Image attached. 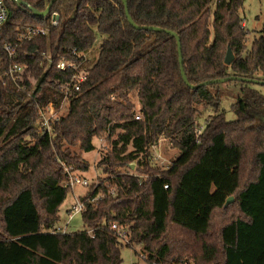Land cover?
Returning <instances> with one entry per match:
<instances>
[{"label": "trees", "instance_id": "16d2710c", "mask_svg": "<svg viewBox=\"0 0 264 264\" xmlns=\"http://www.w3.org/2000/svg\"><path fill=\"white\" fill-rule=\"evenodd\" d=\"M24 1L7 0L0 31V264H123L126 246H140L150 264H264V92L258 87H264V25L249 48L245 0L218 1L212 67L203 76L192 74L191 64L208 35L213 0H168L156 16L143 14L152 0H127L138 25L178 33L191 84L231 76L259 80L226 81L240 87L231 105L234 120L222 107L224 82L189 86L176 37L136 28L123 0H56L45 16L29 6L44 11L51 0ZM36 27L49 31L19 38ZM100 37L97 61L87 62L80 91L66 98L60 86L76 71L57 64L68 60L84 68ZM7 43L16 47L13 56ZM229 47L235 53L230 65ZM14 63L24 66L21 88L7 75ZM65 98L67 114L52 133L40 134V109ZM201 106L213 113L199 133ZM101 137L109 147L98 165L108 177L84 198L85 229L56 231L74 190L65 186L64 164L88 171L75 148L92 151ZM162 137L181 152L168 169L151 161ZM114 223L130 227V244L118 240Z\"/></svg>", "mask_w": 264, "mask_h": 264}, {"label": "rangeland", "instance_id": "374dc122", "mask_svg": "<svg viewBox=\"0 0 264 264\" xmlns=\"http://www.w3.org/2000/svg\"><path fill=\"white\" fill-rule=\"evenodd\" d=\"M219 0H213L211 4L212 10V19L210 21V26L208 29V35L206 39L202 42L200 47L198 48V53L196 59L191 64V72L196 76H203L204 70L206 68L212 67V48L211 42L215 33V19L218 12ZM168 0H152L150 1L145 9L143 10L144 16H156L163 12L167 6ZM242 15L244 18V25L248 31L247 36V46L250 48L251 44L255 37H258L261 34L263 25H264V0H245L244 9L242 11ZM102 43V38L100 37L97 44L95 45L93 51L88 55V59L85 63L83 69L89 67L87 62L89 61L90 65L94 64L99 56L100 47ZM222 90V107L227 110V119L234 120L237 118L236 113L231 109V105L237 100L239 97L240 87L233 82H224L221 86ZM263 92L264 87L258 86ZM136 104V112L139 113L140 103L138 99H134ZM64 107L59 110V114H63L65 116L68 112L69 101L66 99L63 104ZM203 110V115L200 120L201 129L204 127L206 120L213 113L212 109L209 107H200ZM261 121L264 122V116L261 117ZM163 154L165 157V162L167 164H171L174 159H176L180 155V150L174 148L171 142L168 139H161ZM95 149L92 151H82L80 148H75L77 153L82 154L83 158L89 164V170L86 172L80 173L84 178H87L91 183H97L101 179H105L108 175L102 172V168L98 165L100 160L103 158L105 154V150L108 149L109 144H107L106 140L101 138H95L94 141ZM132 149V147H130ZM155 149L152 148V151ZM138 160L136 159L132 164H135V169L138 166ZM89 192L88 187H85L82 184H78L73 192H70L65 200L64 204L60 209L61 220L60 224H65L68 219L67 209L76 201H79L83 196H85ZM70 210V209H69ZM69 212V211H68ZM85 229V223L82 219L81 214H77L74 216L72 222L69 224L67 232H74L78 230ZM141 248L136 246L134 248L124 247L122 249V257L123 264H150L146 261L145 258H142L140 254Z\"/></svg>", "mask_w": 264, "mask_h": 264}, {"label": "built area", "instance_id": "2783aa9c", "mask_svg": "<svg viewBox=\"0 0 264 264\" xmlns=\"http://www.w3.org/2000/svg\"><path fill=\"white\" fill-rule=\"evenodd\" d=\"M8 15H9V9H8V5H7V0H0V31L4 28V25L6 24L7 19H8ZM59 22H60V15L58 12H54L52 15V25L58 26ZM48 31H49V28H44V27L28 28L25 31L21 32L19 38L21 40L32 39V38L37 37V36L45 35V34H47ZM5 49L9 53L10 56H13L16 52V47L12 43L5 44ZM74 52L78 55H81V56L83 55L84 58L86 57L85 54H82V53L79 54L76 51V49L74 50ZM57 67L59 69H62V70L74 69L76 71L74 78L72 79L71 82H67V83L60 86V89L65 94L66 98H68L69 95H71L75 92H79L81 89V83L83 81H85L87 78V75H88L87 69H83L81 66H79V64H77L73 61H68V60H61L57 64ZM23 70H24L23 65L14 63L11 65V67L9 68V70L7 72V75L10 76L18 84L19 88H21V85L18 83L17 80L19 79L20 74L23 72ZM66 98L64 99V101L66 100ZM64 101H62L59 106H57L54 103H50L48 106L40 109L39 119L36 123L37 131L40 134L53 132L54 124L56 122H58L61 119V117L63 116V114H61V113L59 114V110H61V108L64 107L63 106ZM135 118L141 119L142 115L140 113H136ZM203 129H204V127H202V129L200 127V130L198 132L201 133ZM162 138H164V137H162ZM101 139L106 140V137H101ZM161 139L159 140V142L157 144L152 146V148H154L155 150L152 151L151 161H152L153 165H155L156 167H160L162 169H168L172 163L167 164L165 162V157L163 154V148H162V143H161L162 140ZM152 148H151V150H152ZM64 168L68 174V179L65 182V186H71V187L75 188L78 184H82L85 187H88L89 192L85 196H83L81 199H79V201H76V203H74L71 206L69 212L67 213L68 219L66 220L65 224L59 225L56 227V229H55L56 231H60L63 233L67 232L68 226L72 222L74 216L77 214H81L83 212V210L85 209L86 205L84 202V198L86 196H90V194L92 193L91 187L94 184H96V185L99 184V182L94 183V184L91 183L87 178L83 177V175L80 173L79 170H76L71 165L64 164ZM134 169H135V167H134ZM137 175H139L143 179L148 178L147 174H137ZM168 186H169L168 184H165L164 187L167 189ZM112 193H114V191H112ZM99 197L100 196L93 198L92 201L98 199ZM112 229L114 230L115 235L118 237V240L121 243H123L125 245L130 244L131 230H130L129 226H124V225H119L117 223H114L112 225ZM90 233H93V231H90ZM138 247H140V246H138ZM140 254H141L142 258H145V259L147 258V255L145 253L140 252Z\"/></svg>", "mask_w": 264, "mask_h": 264}, {"label": "water", "instance_id": "95a60500", "mask_svg": "<svg viewBox=\"0 0 264 264\" xmlns=\"http://www.w3.org/2000/svg\"><path fill=\"white\" fill-rule=\"evenodd\" d=\"M13 1H15L19 5H27V3L24 0H13ZM55 1L56 0H51L49 5L47 6L46 10H44V11H38V10H36L35 8H33L31 6H29V8L34 12V14H36L38 16H45L51 10L52 5H53V3ZM123 2H124V5H125L127 18L129 19L130 23L132 25H134L136 28H149V29L155 30V31H165V32L170 33V34H172L173 36L176 37L177 43H178L179 59H180V64H181V73H182L184 81L189 86H191L192 88H197L199 86L206 85V84H209V83H219V82H226L228 80H237V79L238 80H244V81H253V82H258L259 81V80H256V79H252L251 80V79L241 78V77H238V76H231V77H228V78H220V79H215V80H211V81H205V82L200 83L199 85L191 84L189 79H188V76H187V74L185 72L184 57H183V53H182V44H181V39H180V36L178 35V33L174 32V31H171V30H168V29H164V28L159 27V26H146V25L140 26V25H138L134 21V19L132 18L131 14H130V11H129V8H128V1L127 0H123ZM234 59H235V53L233 52L232 48L229 47L228 51H227V54H226V57H225V63L230 65L233 62ZM134 167H135V164H132V168H134ZM232 201H234V197L233 196L230 197L227 200L226 205H228Z\"/></svg>", "mask_w": 264, "mask_h": 264}, {"label": "crops", "instance_id": "0c3cea01", "mask_svg": "<svg viewBox=\"0 0 264 264\" xmlns=\"http://www.w3.org/2000/svg\"><path fill=\"white\" fill-rule=\"evenodd\" d=\"M73 204H74V203H73ZM73 204H72V205H73ZM72 205H71V206H72ZM71 206L67 209V213H68L69 209L71 208ZM61 225H63V224H61Z\"/></svg>", "mask_w": 264, "mask_h": 264}]
</instances>
